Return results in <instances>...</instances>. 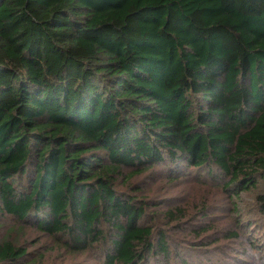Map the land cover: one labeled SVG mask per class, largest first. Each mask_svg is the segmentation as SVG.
Masks as SVG:
<instances>
[{
    "label": "trees",
    "instance_id": "1",
    "mask_svg": "<svg viewBox=\"0 0 264 264\" xmlns=\"http://www.w3.org/2000/svg\"><path fill=\"white\" fill-rule=\"evenodd\" d=\"M161 167L212 183L188 188L201 223L182 206L168 223L212 234L202 247L247 235L216 228L207 197L227 191L237 213L264 182V0H0V216L67 251L101 245L105 264L169 260L134 182ZM30 255L0 241V264Z\"/></svg>",
    "mask_w": 264,
    "mask_h": 264
},
{
    "label": "rangeland",
    "instance_id": "2",
    "mask_svg": "<svg viewBox=\"0 0 264 264\" xmlns=\"http://www.w3.org/2000/svg\"><path fill=\"white\" fill-rule=\"evenodd\" d=\"M166 171L171 170L161 167L155 173L156 176L151 179H134V182H138L139 179L142 182L146 180L143 194L156 200L155 203L160 205L158 209L150 210L157 216L150 214L148 221L150 226H153L155 233L167 232L168 249H170L169 260L165 256L155 253L146 256L141 264H182L180 254L187 259V264H264V217L260 214L256 202L257 194L264 191V182L259 183L257 190L241 194L240 199L235 202L238 207L237 213L227 191L223 192L218 188L215 191H210L207 197L209 206L218 211L215 227L224 231L239 220L240 225L247 226V235L244 228L240 229L236 226L242 235L241 238H223L216 245L202 247L208 241L205 237L212 234L204 235V238L195 237L190 227L184 224L176 227L174 224L168 223L164 213L170 207L182 206L189 211L187 220L194 217L193 225L201 223L200 214H198V206L201 201L197 197L203 192L190 193L188 188L192 187L196 191H209L210 188L206 186L212 183L202 184L203 187L199 184H182L183 181L168 184L163 179ZM191 175L194 179L193 172ZM153 203L154 201L151 204ZM233 229L236 231L235 227ZM7 239L13 240L16 244L27 249L31 254L29 259L35 261L33 264H105V247L101 245L85 253L67 251L60 244L56 245L51 238L37 232L32 225H24L14 218L0 216V241ZM157 241L155 237L154 242L157 243ZM194 245L197 247H193ZM244 253L248 255L245 260L241 258ZM203 257H207L208 262H205Z\"/></svg>",
    "mask_w": 264,
    "mask_h": 264
}]
</instances>
